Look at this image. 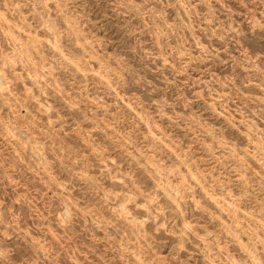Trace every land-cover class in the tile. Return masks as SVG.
<instances>
[{"label":"clouds","instance_id":"9594fccd","mask_svg":"<svg viewBox=\"0 0 264 264\" xmlns=\"http://www.w3.org/2000/svg\"><path fill=\"white\" fill-rule=\"evenodd\" d=\"M0 264H264V0H0Z\"/></svg>","mask_w":264,"mask_h":264}]
</instances>
